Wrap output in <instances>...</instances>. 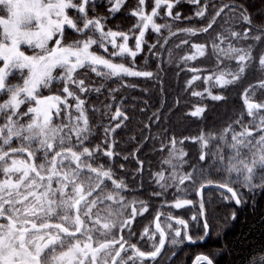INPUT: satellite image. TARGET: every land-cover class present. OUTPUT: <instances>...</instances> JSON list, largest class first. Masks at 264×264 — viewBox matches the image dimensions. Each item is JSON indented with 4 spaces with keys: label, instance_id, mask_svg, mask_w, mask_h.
I'll return each instance as SVG.
<instances>
[{
    "label": "snow or ice",
    "instance_id": "snow-or-ice-1",
    "mask_svg": "<svg viewBox=\"0 0 264 264\" xmlns=\"http://www.w3.org/2000/svg\"><path fill=\"white\" fill-rule=\"evenodd\" d=\"M106 2L113 14L120 12L125 4V0ZM183 2L195 6L193 16L174 12ZM95 6L96 0H0V11L6 13L0 15V94L7 96L0 103L3 120L0 124V264H146L157 261L166 239L172 246L182 244L185 239L192 241L185 219L157 212L153 221L155 230L145 227L137 242H132L131 238L137 236L133 222L137 216L148 213L149 206L143 200H129L125 192L131 189L126 180L116 178L113 161L122 154L114 150L118 142L113 134L128 120L120 106L112 113V104L104 105L103 115L116 123L103 125V139L93 142L96 127L90 121L89 111L99 113L100 109L88 105V96L93 92L99 95L106 89L114 101L121 88L134 87L125 84L126 77L156 75L136 68V58L147 44L145 34L149 28L163 39V44L158 39L150 45L149 52L157 44L163 48L178 33L187 38L177 48L188 45L193 37L207 34V43L192 42L190 47L195 52L181 59L186 64L197 55L203 57L210 46L218 62L221 58L235 61L234 69L229 65L220 70L217 64L219 74L213 73L205 79L206 83L215 80L213 86L224 88L236 83L253 62L264 71V51L258 57L254 55L255 48L264 41V24L254 26L242 4L218 3V0H153L149 12L147 0H138L131 11V16L138 19L128 31L106 30V17L89 16V8L94 10ZM193 17L206 23L173 29L175 22L190 21ZM157 19L165 22L157 23ZM235 26H242V30ZM249 40L253 43L237 46ZM25 45L32 50L31 54L26 53L22 47ZM153 55L159 54L153 52ZM188 70L202 71L195 67ZM14 72L22 78V84L9 83ZM89 73L103 82L96 87L86 84L84 77ZM197 80L200 76L193 75L188 86ZM108 82L118 86L110 87ZM258 87L264 89V81ZM43 90L53 94L45 95ZM205 91L213 101L225 99L209 89ZM191 95L203 97L204 93L192 91ZM254 95V91L249 95L246 90L244 96L246 115L251 118L247 123L241 113L219 135L202 133L194 139L193 142L201 145V162L207 156L214 157L208 169L192 166L191 171H184L187 153L177 149L175 137L169 141L170 148L161 143L160 151L169 149V158L162 162L168 169L162 167L154 174L159 190L151 195L164 197L173 187L183 194L191 187L201 195L204 189L214 186L230 194L222 193L225 200L242 205L243 197L235 185L249 191L264 190V102L254 100ZM26 104V111H21V106ZM204 111L197 106L189 115L200 117ZM233 125H239L240 130ZM213 141L218 142L215 152L209 149ZM179 143L183 144V140ZM224 149H228L227 154ZM139 151L137 147L122 156L125 161L129 158L137 161L133 179L143 169L144 162L135 155ZM101 158L108 159L107 166L98 163ZM124 168L121 164L120 169ZM212 168L224 174L219 181L210 178ZM192 204L191 199L177 197L168 206L182 209ZM200 214H204L202 200ZM231 218L235 219V213ZM191 219L197 220V216ZM203 228L206 234L207 219ZM141 241L150 242L149 250H144ZM195 261L213 264L207 255H198Z\"/></svg>",
    "mask_w": 264,
    "mask_h": 264
},
{
    "label": "trees",
    "instance_id": "trees-1",
    "mask_svg": "<svg viewBox=\"0 0 264 264\" xmlns=\"http://www.w3.org/2000/svg\"><path fill=\"white\" fill-rule=\"evenodd\" d=\"M219 2L242 4L250 14L254 26L264 24V0H218ZM137 3L138 0H125L121 11L113 14L109 12L110 6L106 0H96L95 9L89 8V16L106 17V21H104L106 30L111 28L112 30L128 31L138 19L131 16V11L136 8ZM152 3L153 0H147L146 10L149 12ZM175 11L181 12L183 16H193L195 6L183 2L174 9ZM156 22L164 23L165 21L157 19ZM202 23H206V21H199L193 17L190 21L175 22L173 29L192 25L199 26ZM235 27L242 30V26ZM162 31L164 35H167L165 30ZM217 31H219L218 26ZM212 35L214 36L215 32ZM185 38H187L185 34L178 33L161 48L160 44H163V39L149 28L145 34L147 44L143 45V51L136 58V68L137 70L152 71L156 75L153 78L126 77L125 84H131L134 87L121 88L120 92L115 94L114 101L108 96L106 89H102L99 95L93 92L88 96V105H94L100 109L99 113L89 111L90 121L96 127V136L93 137V142L99 143L103 139V125L116 123V121H110V116L103 115L104 105L111 103L112 113L115 112L117 106H120L128 116V120L124 121L122 127L113 134L118 142L114 150L122 154L115 157L113 161V167L117 173L116 178L122 177L126 180L131 189V191L125 192L129 200H143L149 206V212L143 216H137L133 222V230L137 236L131 238L132 242H137L145 227L150 226V231L155 230L153 221L157 212L171 213L188 222L187 232L192 236V241L185 239L182 244L172 246L166 239L161 256L157 258V261L146 262V264H192L196 256L200 254L207 255L214 264H264V190L249 191L247 188L235 185L234 187L238 188L243 197L242 205L225 200L220 196H223L221 190L214 186L204 189L201 195H198L191 187L187 194L177 193L173 187L168 189L164 197L151 195L154 191L159 190L154 174L161 171L162 167L165 170L168 169V165H162V162L169 158V149L160 151L161 143L169 145L170 148L169 141L175 137L178 142L177 149L182 148L187 153L184 157L187 161L183 168L184 171H191L192 166L208 169L214 157L207 156L206 160L201 162L199 160L201 145L193 142L194 139L202 133L219 135L241 113L244 114V123H247L251 118L246 115L244 105L246 90L249 95L252 91L255 92L254 100L264 102V89L258 87V84L264 81V71L259 70L256 62H253L236 83L224 88H220L218 85L213 86L215 80L206 83L205 79L213 73L219 74L217 64L219 63L220 70L226 69L229 65L234 69L236 62L223 58L218 62L209 46L205 50V56L197 55L195 60L185 64L181 58L195 52L194 49H191L190 44L192 42L207 43L209 37L207 34L193 37L188 45L177 48L176 45ZM158 39H160V44H157L156 48L149 52V46L156 44ZM129 43L130 46L133 45L134 39ZM249 43H253V41H241L237 46H247ZM22 47L31 54L32 50L28 49L26 45ZM169 50L172 53L171 57H169ZM261 51H264V41L255 48L254 55L258 57ZM100 52L102 53V50ZM153 52L159 55L154 56ZM193 67L202 69V71L193 73L188 70ZM193 75H199L200 80L194 81L189 87L187 82ZM84 78L86 84L93 87L99 86L103 82L93 73H89ZM9 83L22 84V78L14 72L9 77ZM108 83L110 87L118 86L112 82ZM205 89H209L213 94L222 95L225 99L213 101ZM192 91H201L204 95L203 97H194L191 95ZM43 94L53 93L43 90ZM57 94H62V92ZM4 99H7V96L0 94V103ZM27 106V104L22 105L21 111H26ZM197 106L203 107L205 111L200 117L190 116L189 113ZM2 123L3 120L0 119V124ZM146 125L149 127H145ZM233 127L240 130L239 125H233ZM181 140H183V144L179 143ZM217 144L218 142L213 141L210 143L209 149L215 152ZM137 147H140V151L135 155L144 163L142 171L133 179V174L136 173L138 167L137 161L132 158L125 161L122 156L132 153ZM204 151L207 152L208 149ZM224 152L227 154L228 149H224ZM98 163L107 166L109 161L107 158H101ZM121 164H124V170L120 169ZM165 174L167 175V171ZM223 175V173H217L215 168L210 170V178L213 181H219ZM227 195L230 196V194ZM177 197L191 199L193 204L182 209L169 207L168 205L173 203ZM201 200L204 204L203 215L200 214ZM162 205L164 206L162 207ZM232 213H235V219L231 218ZM194 215L197 216V220L191 219ZM205 219L209 223L208 237L203 228ZM161 220H164V215H161ZM172 223L174 227H178L175 225V221ZM183 234L182 229V237ZM157 235L159 234L157 233ZM156 240L158 242V238ZM141 244L144 245V250H149L150 242L141 241Z\"/></svg>",
    "mask_w": 264,
    "mask_h": 264
},
{
    "label": "rangeland",
    "instance_id": "rangeland-1",
    "mask_svg": "<svg viewBox=\"0 0 264 264\" xmlns=\"http://www.w3.org/2000/svg\"><path fill=\"white\" fill-rule=\"evenodd\" d=\"M4 14V12L3 11H0V15H3ZM5 15H6V13H5ZM27 53V52H26ZM27 54H30V53H27ZM222 193H224V194H227L226 192H225V190H221V194ZM221 197H223L222 195H220ZM156 238H158L159 239V235H157L156 234Z\"/></svg>",
    "mask_w": 264,
    "mask_h": 264
},
{
    "label": "water",
    "instance_id": "water-1",
    "mask_svg": "<svg viewBox=\"0 0 264 264\" xmlns=\"http://www.w3.org/2000/svg\"><path fill=\"white\" fill-rule=\"evenodd\" d=\"M209 236V231L207 232V237ZM200 255H203V254H200ZM192 264H196V261H195V259H194V261H193V263ZM213 264H214V262H213Z\"/></svg>",
    "mask_w": 264,
    "mask_h": 264
},
{
    "label": "flooded vegetation",
    "instance_id": "flooded-vegetation-1",
    "mask_svg": "<svg viewBox=\"0 0 264 264\" xmlns=\"http://www.w3.org/2000/svg\"><path fill=\"white\" fill-rule=\"evenodd\" d=\"M204 255V254H203Z\"/></svg>",
    "mask_w": 264,
    "mask_h": 264
}]
</instances>
